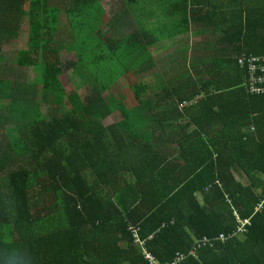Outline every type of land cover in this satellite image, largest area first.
I'll use <instances>...</instances> for the list:
<instances>
[{
	"label": "trees",
	"instance_id": "trees-1",
	"mask_svg": "<svg viewBox=\"0 0 264 264\" xmlns=\"http://www.w3.org/2000/svg\"><path fill=\"white\" fill-rule=\"evenodd\" d=\"M119 1L107 33L103 0H0V264H264V94L239 64L264 56V0H193L210 38L157 72L151 48L190 20Z\"/></svg>",
	"mask_w": 264,
	"mask_h": 264
},
{
	"label": "crops",
	"instance_id": "crops-1",
	"mask_svg": "<svg viewBox=\"0 0 264 264\" xmlns=\"http://www.w3.org/2000/svg\"><path fill=\"white\" fill-rule=\"evenodd\" d=\"M105 1L103 0L102 4L104 5V8L107 11L108 18L106 25L104 27V31L107 33H111V31L114 30L115 27H112V21L117 18L118 11L124 6V4H120L119 0H113V2L110 1L111 4V11L105 7ZM146 12H139V19L150 17L152 20L149 22L150 25H157V18H174V20H181L184 18V15L186 14V17L184 19L190 20L189 23L184 24L183 22H179L178 28L175 29L176 36L170 37L168 34V38L164 40H160L151 48L152 55H153V61H152V71H162L167 69L172 65L173 62H175L177 59L180 60L183 53L185 56L189 54L190 60L193 59V44L196 42L203 43L205 40H208L210 37L209 35L203 36L200 33L195 35L192 25V18L189 17L188 13H192L194 10L195 4L193 0H146ZM218 14V19L220 20L219 26L222 27L224 22V16L221 11ZM200 14L205 15L203 9L199 11ZM229 13V14H228ZM229 15V16H228ZM232 15H230V11H226V17L231 18ZM169 18V19H170ZM218 20V21H219ZM204 23L202 22L199 24V30H197V33L199 31H205L206 29H202V26ZM182 53V55H181ZM180 56V58H178ZM173 58H176L175 60H172ZM171 59V60H170ZM112 117V116H111ZM110 118V117H109ZM254 129V127H253Z\"/></svg>",
	"mask_w": 264,
	"mask_h": 264
},
{
	"label": "built area",
	"instance_id": "built-area-1",
	"mask_svg": "<svg viewBox=\"0 0 264 264\" xmlns=\"http://www.w3.org/2000/svg\"><path fill=\"white\" fill-rule=\"evenodd\" d=\"M239 64L242 68L248 69L250 73V87L246 88L247 93L253 94V95H262L264 94V56H258V55H247L244 59H241L239 61ZM262 206V205H261ZM248 221H244L242 228H244V225L247 224ZM137 244L144 247V243L140 241L139 238L135 239ZM219 241L221 243L225 244L227 239L224 237V235H221ZM202 247L210 246L211 248L214 247L215 241H211L208 239H203L201 241ZM145 260L149 264H161L153 255L149 254L144 250L143 253ZM188 260V256L182 253L177 254L175 261L170 264H184Z\"/></svg>",
	"mask_w": 264,
	"mask_h": 264
},
{
	"label": "rangeland",
	"instance_id": "rangeland-1",
	"mask_svg": "<svg viewBox=\"0 0 264 264\" xmlns=\"http://www.w3.org/2000/svg\"><path fill=\"white\" fill-rule=\"evenodd\" d=\"M111 2H113V0H111ZM111 4L109 0H106L105 1V7H107L108 10H112L110 7H111ZM167 17H164V19H166ZM61 23H62V26L65 24L66 25H69L68 24V20L66 18V15L64 13V11H61ZM70 32V28L69 27H66V28H62V34L61 36L64 38V39H67L68 41H71V37L69 35ZM28 47V39H27V34H24L23 35V39L22 40H19L18 42H16V44L14 45H11L10 47L9 46H6L5 50H7V53L8 51L9 52H13L11 55H9L8 53V58H7V63L9 65V63L12 62V59H13V56L15 53H17L19 50H22V49H25ZM63 60L64 62L67 61V62H72L74 61V54H72V52H70V54H64L63 55ZM17 68V67H16ZM21 73H23L27 78H28V81L29 83H33L34 79H35V74L33 73V70L32 69H29V70H20ZM61 82L65 88V90L67 91V94H70V93H74L75 89H76V86L75 84H72L69 79H68V76L64 75L63 77H61ZM90 89L88 86H84L82 88V92L80 93L81 95H83V97L85 98V96H88L90 95ZM43 110L45 113H49L50 109L47 107V106H44L43 107ZM115 114L114 116L108 118L105 120V123L106 124H111V123H114L115 121H117L119 118H120V115L118 114Z\"/></svg>",
	"mask_w": 264,
	"mask_h": 264
},
{
	"label": "clouds",
	"instance_id": "clouds-1",
	"mask_svg": "<svg viewBox=\"0 0 264 264\" xmlns=\"http://www.w3.org/2000/svg\"><path fill=\"white\" fill-rule=\"evenodd\" d=\"M19 264H27V262L24 260V258L22 257Z\"/></svg>",
	"mask_w": 264,
	"mask_h": 264
}]
</instances>
